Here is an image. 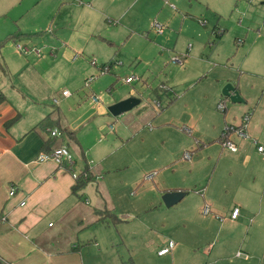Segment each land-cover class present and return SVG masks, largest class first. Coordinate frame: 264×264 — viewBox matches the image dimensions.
<instances>
[{"label":"rangeland","instance_id":"rangeland-1","mask_svg":"<svg viewBox=\"0 0 264 264\" xmlns=\"http://www.w3.org/2000/svg\"><path fill=\"white\" fill-rule=\"evenodd\" d=\"M58 1L12 0L11 11L4 13L6 2L0 0V24L13 29L18 23L23 35L2 52L10 56L9 47L20 60L29 57L31 61L36 57L18 54L16 44L36 46L45 58L51 51L59 52L58 44L68 36L75 48L84 49L74 50L82 53L79 60L89 68L92 62L98 65L92 87L85 86L89 75L69 76V70L62 68L53 67L45 77L53 91L44 104L54 106L52 94L65 89L76 99L64 111L60 107L61 113L72 116L78 111L83 120H93L81 130L86 142L95 139L98 116L110 118L102 120L105 124L99 128L108 154L101 172L94 175L93 189L88 184L93 193L88 198L94 205L98 197L120 222L108 219L105 225L89 229L85 237L92 240L86 242L85 264H264V160L252 146V162L246 164L218 139L227 126L241 127L243 117L251 118L252 109L233 104L222 92L228 84L239 87L241 76L232 75L228 68L242 65L243 72L247 69L264 77V70L252 61L257 52L261 54L255 59H264V0H98L106 6L107 15L104 34L94 38L89 23L84 27L77 20L62 24ZM120 12L125 14L117 16ZM155 24L163 26L162 34ZM58 29L62 30L59 35ZM214 31L224 34L219 37ZM7 34H0V39L4 41ZM54 36H59L58 41ZM175 58L182 64L173 62ZM69 62L73 63L71 57L66 66ZM101 66L110 72L102 73ZM124 75L136 76L139 82L126 83ZM221 78L232 83L220 86ZM249 80L244 77L243 92H248ZM91 91L99 105L86 97ZM24 93L31 92L25 89ZM253 95L256 98L258 93ZM132 97L141 100L137 108L147 106L155 114L141 130L122 133L108 103ZM222 102L225 114L219 108ZM100 109L104 111L97 112ZM239 150L242 156L244 151ZM98 163L89 162V169L93 171ZM84 170L83 165L79 171ZM166 190L188 194L167 207L163 202ZM206 206L211 208L208 215L203 211ZM235 209L239 214L232 220ZM94 239L99 248L94 247ZM169 242L174 244L171 252L159 257ZM238 252L248 259L238 258Z\"/></svg>","mask_w":264,"mask_h":264},{"label":"crops","instance_id":"crops-1","mask_svg":"<svg viewBox=\"0 0 264 264\" xmlns=\"http://www.w3.org/2000/svg\"><path fill=\"white\" fill-rule=\"evenodd\" d=\"M97 1L91 0V3L102 5L104 9L100 10L93 5L84 7L81 3L77 5L76 0H59L58 3L62 5V24L74 23L77 20L84 27L89 23L92 25L89 27L90 37L94 38L102 32L103 18L107 15L104 3L100 4ZM5 2L6 4L2 6V12L7 13L11 11L15 3H12V0H5ZM115 2H119V0ZM124 14L125 12H120L117 16L121 17ZM107 21L112 22L109 18ZM54 22L58 27L56 19ZM61 31V29L56 30L57 35ZM5 33H8L7 36L17 34L20 37L18 40H22L23 35L18 23L13 25V29L8 24H0V34ZM52 39L58 41L59 36H54ZM0 40L2 42V39ZM10 42H15V40L0 47V95L5 97V101L0 105V259L7 264H85V253L88 248L86 242L92 240L85 235L95 225H105L107 221L97 222L98 217L95 210H113L108 208L105 203L102 204L98 197H95V203L92 204L88 198L89 195H93L92 191L88 190L89 185L79 192L81 196L74 194L73 188L76 181L69 170L59 168L52 162L39 164L36 159L39 153L44 151L46 142L50 140L52 141L51 148L61 145L68 146L74 157L77 171L83 165L84 169L90 168L89 162L96 161L101 163H98L94 168L92 167L91 173L93 176H97L96 171L101 172L99 169L102 168V163H105L104 159L108 153L107 146H104L105 142L99 138V128L105 124L104 121H110V118L105 114L98 116L101 121L97 122L95 139L86 142L81 136V130L89 128L93 120L89 117L83 120L78 115V111L72 116L65 115L63 112L64 107L76 99L74 94L65 97L63 96V92L66 91L64 89L59 93L56 92L57 94H52L54 106L44 104L45 98L49 100L50 92L53 91V86H49V79L47 82L45 81L53 67L62 68L63 71L67 72L69 70V76L89 75L91 78L94 77L98 65L92 64L90 69L88 64H85L81 59L79 60L82 53L74 50L82 52L84 49L75 48L68 36L64 37L62 45L58 44L59 52L51 51L45 55L47 58L33 57L31 61L28 59L29 57L26 58L27 60L21 57L20 60L17 54L10 52L9 47L7 49L10 56L2 52ZM260 54L257 52L252 61L254 66L257 65L264 70V59L259 61L255 59ZM70 57L73 63L69 62L66 66ZM75 57L77 58L75 59ZM13 59H15L14 62ZM99 60L103 61L101 58ZM48 61L53 62L51 67L48 65ZM13 63L15 64L12 65ZM102 64L105 65L106 63L102 62ZM242 70L243 67L240 65L236 69L234 67L228 68L227 71L232 75L239 73L241 76L239 77V87L235 86V88L245 101L244 106H241L242 109H252L250 123L246 129V133L250 137L242 139L235 132L229 137L230 141L238 144L237 147L239 146L244 151L242 156H238L239 148L237 152L227 150L234 154L235 158H239L238 160L242 159L246 164H251L252 157L249 153L252 146L256 148L253 140L255 139L259 144L264 145V77L257 73L253 74L252 71L248 72L247 69H245L247 72ZM19 75H21L19 79L14 80V77ZM124 76L128 77V75ZM242 76L250 79L246 86L248 92L251 91L249 95H247L248 92H243L244 77L242 78ZM118 78L122 80L121 76ZM94 81L90 87L93 86ZM227 82L232 83L230 79L221 78L219 80L220 86H224ZM35 84L37 86L32 88V85ZM25 89H29L31 93L26 95ZM91 92L86 97L94 103L92 96L96 95L94 91ZM255 92L258 93L256 98L253 95ZM116 102L109 101L108 105L112 106ZM94 104L99 105L100 103ZM151 106L149 107L152 109L154 105ZM60 107L63 109L62 113ZM134 109H137L135 114H123L122 117H115L119 118L122 133H128L130 130L136 132L141 130L155 114L147 106ZM101 111L104 110L100 109L97 112ZM47 117H50L51 121L56 124L54 129L60 128L65 132L61 138L50 139V132L54 130H51L53 127H40L42 121ZM14 119L16 121L13 124L6 126L8 121ZM234 119L236 120L235 117ZM109 128L112 129L113 127L110 126ZM223 132L224 130L218 139L222 138ZM97 138L99 139L97 140ZM218 139L214 143H217ZM262 160H264L263 156ZM93 183H95L94 179L91 182V189H93ZM12 188L15 189L13 196L10 195ZM171 191L166 190L165 192ZM181 191L187 192L186 190ZM94 242V247L99 248L96 239ZM158 256L164 257L159 254Z\"/></svg>","mask_w":264,"mask_h":264},{"label":"built area","instance_id":"built-area-1","mask_svg":"<svg viewBox=\"0 0 264 264\" xmlns=\"http://www.w3.org/2000/svg\"><path fill=\"white\" fill-rule=\"evenodd\" d=\"M154 28L156 29V31L159 34L163 33L164 28L162 25L155 24ZM16 51L20 54L25 55V56H35L36 58H41L43 56L42 55L43 54L42 49H40L39 47H36V46L31 47V46H26V45L23 46L20 44H16ZM76 58L77 57H75V59ZM173 62L182 64V61L180 58H175L173 60ZM92 64L96 66V62H92ZM100 69H101L102 73H108L110 71V69L107 66H102ZM94 80H95L94 77L87 79L86 84H85L86 87H90L91 83ZM123 81L126 83L139 82V78H137L136 76H131V77L125 78ZM63 96L70 97L71 93L66 90L63 92ZM92 100L96 104L100 103L99 99L95 96H92ZM219 108L222 111H226L225 104H223V103L219 106ZM242 121H243L242 126L238 128V130L235 132V134L238 135L239 138L247 139L249 137V135L246 133V129H247L249 121H250V116L247 115L246 117H243ZM50 135L52 137H55V138H61L63 136V133L59 129H55V130L50 132ZM253 143L255 144L258 153H260L264 157V145L259 144L255 139L253 140ZM224 146L227 147V149H229L232 152L238 151V147L233 141H230V140L225 141ZM36 162L39 164L52 162L57 167L65 168L67 170H68V168H72L71 174H72V177L75 181L79 178L80 174L83 172V171H77L75 169L74 157H73L70 149L66 145H61L60 147L54 148L50 152H45V151L40 152L39 155L37 156ZM14 194H15V189L12 188L10 195L13 196ZM23 205H24V203H23ZM203 211H204L205 215H208L211 213V209L209 206L204 207ZM238 214H239V211L237 209H235L232 213V219H236L238 217ZM173 247H174V244L172 242H169V245L167 247H165L159 251V255L165 256V255L169 254ZM237 257L248 259V255L243 254L242 252H238Z\"/></svg>","mask_w":264,"mask_h":264},{"label":"trees","instance_id":"trees-1","mask_svg":"<svg viewBox=\"0 0 264 264\" xmlns=\"http://www.w3.org/2000/svg\"><path fill=\"white\" fill-rule=\"evenodd\" d=\"M215 32V31H214ZM217 36L221 37L224 34V31L222 32H215ZM20 38L17 34L15 35H11L9 37H7L4 41L0 42V47H3L7 42L12 41V40H16ZM236 87L238 88V86L236 85ZM5 101V97L3 95H0V105ZM223 101V100H222ZM224 103V102H223ZM226 113V111L224 112V114ZM16 121V119L14 120H10L6 123V126H10L11 124H13ZM56 124L54 122L51 121L50 117L45 118L40 127H53L51 128L54 129L56 126ZM228 128H226L223 132L222 138L220 139L222 142H225L227 140H229V137L238 130V128H231L229 126H227ZM60 130V128H57ZM55 130V129H54ZM63 134H65L64 131L60 130ZM73 135V134H71ZM50 139L55 140V137H52L50 135ZM52 145V141H48L46 142L45 146H44V151L45 152H50L52 151L54 148H51ZM60 147V146H59ZM57 148V147H56ZM72 168H68V170L71 172ZM94 179V176L91 173V170L89 169V167H86V169L80 174L79 178L76 180V185L73 188V193L81 196L79 194V192L83 191L87 185L89 183H91ZM95 214L98 217V221L97 222H102V221H106L108 219L112 220L113 222H120V219L116 216V214L113 211H108V210H95ZM0 264H7L5 263L3 260L0 259Z\"/></svg>","mask_w":264,"mask_h":264},{"label":"water","instance_id":"water-1","mask_svg":"<svg viewBox=\"0 0 264 264\" xmlns=\"http://www.w3.org/2000/svg\"><path fill=\"white\" fill-rule=\"evenodd\" d=\"M85 3L89 4L91 0H83ZM223 96L230 99L233 104H244L245 101L241 97L240 93L236 90L235 86L228 84L225 86ZM141 104V100L138 98H128L121 102H118L111 107H109V112L114 117H119L125 113L132 111L134 108ZM187 192L184 191H171L167 192L163 196V202L167 207H172L178 204L186 197Z\"/></svg>","mask_w":264,"mask_h":264}]
</instances>
